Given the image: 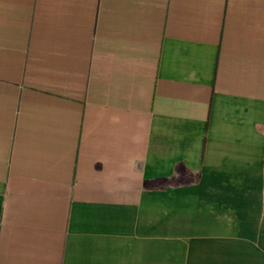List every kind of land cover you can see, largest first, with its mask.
Segmentation results:
<instances>
[{
	"label": "crops",
	"instance_id": "obj_1",
	"mask_svg": "<svg viewBox=\"0 0 264 264\" xmlns=\"http://www.w3.org/2000/svg\"><path fill=\"white\" fill-rule=\"evenodd\" d=\"M0 264H264V0H0Z\"/></svg>",
	"mask_w": 264,
	"mask_h": 264
}]
</instances>
